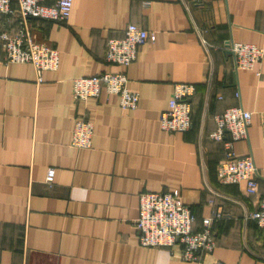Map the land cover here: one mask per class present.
<instances>
[{
  "label": "crops",
  "instance_id": "obj_1",
  "mask_svg": "<svg viewBox=\"0 0 264 264\" xmlns=\"http://www.w3.org/2000/svg\"><path fill=\"white\" fill-rule=\"evenodd\" d=\"M17 21L9 17L7 29ZM129 24L154 39L127 67L107 63L106 41ZM29 25L59 64L38 83L32 65L0 60V264H264V232L249 217L264 197V56L238 70L229 50L264 51V0H72L66 21ZM105 72L127 77L136 109L123 111L104 90L74 99L73 79ZM179 83L195 86L192 126L167 133L160 115ZM232 106L251 113L248 138L233 150L261 175L255 197L216 176L225 149L209 134L214 116ZM79 118L93 127L86 149L72 145ZM169 191L191 208L197 231L202 218L221 214L215 248L200 263L183 261L178 246L138 243L139 195Z\"/></svg>",
  "mask_w": 264,
  "mask_h": 264
},
{
  "label": "built area",
  "instance_id": "obj_2",
  "mask_svg": "<svg viewBox=\"0 0 264 264\" xmlns=\"http://www.w3.org/2000/svg\"><path fill=\"white\" fill-rule=\"evenodd\" d=\"M0 0V57L5 65L25 63L32 65L37 82L42 75L58 68L59 56L56 49L39 44L30 30L31 19L56 23L66 21L71 12L72 0ZM16 2L17 9H14ZM17 14L15 30L7 29L5 22ZM154 34L135 24L127 25L121 38L108 39L105 44L104 59L107 63L127 67L133 63L138 48L153 40ZM229 50L234 56L238 70H251L264 56L263 49L254 45L232 43ZM104 90L119 98L123 111L136 109L139 95L128 87V79L123 73L105 72L90 77L75 78L72 94L76 101H86L98 97ZM195 95L192 84H175L168 108L160 115L161 129L167 133L185 132L192 126L191 100ZM236 96H238L236 94ZM215 129L209 138L224 145V157L217 164L216 176L223 185H242L246 195L258 194V178L261 176L251 156H237L233 150L235 142L247 140L251 123V113L241 106L226 108L214 116ZM93 127L84 118L74 125L72 145L89 148ZM264 177V176H263ZM46 182L51 184L54 169H49ZM264 232V197L258 199L256 210L249 215ZM221 218L215 213L200 220L201 230H195L197 218L188 205L180 200L178 191L144 192L139 195L137 217L133 222L138 243L144 248L180 247L183 261L200 263L203 256L215 248L214 224ZM214 264H225L217 261Z\"/></svg>",
  "mask_w": 264,
  "mask_h": 264
},
{
  "label": "trees",
  "instance_id": "obj_3",
  "mask_svg": "<svg viewBox=\"0 0 264 264\" xmlns=\"http://www.w3.org/2000/svg\"><path fill=\"white\" fill-rule=\"evenodd\" d=\"M193 99V98H192ZM192 101V100H191ZM191 121H192V117H191ZM252 197V196H251Z\"/></svg>",
  "mask_w": 264,
  "mask_h": 264
}]
</instances>
